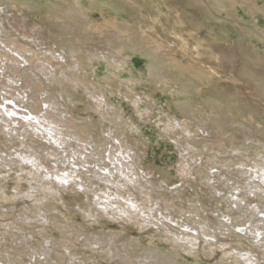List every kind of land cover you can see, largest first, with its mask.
Instances as JSON below:
<instances>
[{
	"label": "rangeland",
	"instance_id": "obj_1",
	"mask_svg": "<svg viewBox=\"0 0 264 264\" xmlns=\"http://www.w3.org/2000/svg\"><path fill=\"white\" fill-rule=\"evenodd\" d=\"M12 1L18 11L12 6H7L5 0H0V20H3L6 29L10 31V26L18 25L20 18L24 17L25 27L29 29L23 32L28 34L30 31H39V34L32 32L35 34L37 43L40 42L39 45L33 46L30 41H27L28 45L30 44L29 49L35 53L48 50L50 43L53 44L55 41L49 30L53 31L52 35L57 36L63 29L52 24L56 17L47 15L45 7H51L59 1ZM68 1L72 4V0ZM119 1L145 10L140 0ZM186 1L181 0L173 4L172 13L164 16L163 21V23L170 22L168 26L170 34H165L160 29L157 31L158 34L152 33L153 42L149 47L154 50L163 48L167 65L181 72L184 77L205 81L211 87L218 88L222 97L236 100L241 113H235V109L234 112L213 111L204 105L209 98V93L204 89H201V96L187 111L174 108V100L172 101L168 93L157 92L152 98L154 101L150 102L149 99H145L146 96L145 98L142 96V88L125 82L122 78L124 74L116 76L104 66L105 63L90 62L86 55L80 61L83 64L80 65L79 73L71 69L67 83L64 81L61 87L56 84L49 85L41 79L44 82L30 91L25 88L26 85L23 82L21 85L18 81L16 86L13 85L16 88L23 87L18 92V89L12 91L9 88L10 81L7 78H2L4 88H0L1 111H3V105H9L14 111L26 114L28 112L26 95L38 98V101L42 103L50 97L45 92L52 91L50 95L57 98L61 104L58 110L62 112L60 117H63L56 119L63 121L62 131L67 135L66 146L54 145L50 149V145L54 142L48 139L47 135L42 138L38 133L39 138L27 135L23 139L21 135L23 130L18 129L16 124L10 125L15 127L14 130L18 129V132L10 131L11 135H6L5 129L1 131L4 124L0 118V184L5 188L4 194L0 196V252L4 257L7 255L6 251L9 253L13 249V255L20 254L25 262H29L30 257L27 253L32 251L29 249L31 247L40 249L45 244L46 236L47 240L51 238L53 260L59 259L60 256L56 253L64 251L63 245L68 244L69 253L72 257L74 256L72 264H83V262H86L84 264H264V245L262 246L264 243L252 242L254 228L264 225L262 224L264 223V200L262 201V198L258 196L264 194L254 188L249 189L248 185L250 180L260 184L253 179L254 176L250 177L249 167L258 164L257 161L264 157V132H261L263 133L261 135L255 130L254 132L251 127L235 132L230 125L239 115H246V112H249L254 113L255 120L264 126V91L257 89L242 75L243 67L256 73L255 66L262 68L261 62L257 60L264 62V0H254L249 4L254 19L242 12L244 7L241 5L235 15L247 17L245 20L238 21L235 16L232 18L227 17L226 13L223 14L225 17L222 23L223 29L226 30L227 24L232 25L233 22L239 25L235 27L236 29L246 25L248 43L260 52V57L251 54L246 62H243L240 57L234 60L228 59L229 55L225 47H214L213 52L208 55L207 45L204 46L208 37L207 30L204 28L196 32L189 30L184 17L175 13V11L181 12L180 6H185ZM226 6L225 12L231 10L228 4ZM195 7L191 14L193 20L212 17L211 12H204ZM164 10L160 9V14H166ZM90 17L93 23L91 26L97 29V33L94 32L95 36L91 37V34L87 33L88 30L83 28V32L77 39L72 40L71 44L83 52L106 51V40L110 37L109 31L112 32V29L118 30V28L104 22L105 20L97 12H92ZM214 17L213 15V19ZM239 17L238 19L242 18ZM141 36L138 33L137 37ZM11 37L14 42L17 39L15 42L18 43L17 45L25 41L18 35ZM54 43L59 45L57 41ZM162 50H156L158 57L163 56ZM51 63L59 76L62 70H70L64 63L55 61ZM142 66V62L138 63L137 69ZM75 79L78 80V86L70 83ZM94 87H102L106 90L108 107L96 106L95 99L90 97L95 92ZM11 94L13 95L11 100H14L15 105L13 101H7ZM137 95L142 98V103L137 110L139 112L132 106V101ZM41 106L45 107L44 104ZM145 108L148 109V113L141 112ZM173 119L179 121V126L173 125L174 128L171 129L167 126V122ZM225 120L226 123H224ZM13 127L9 128L13 130ZM78 133L84 137L79 141L73 137ZM89 134L94 136L98 145H89L90 140L86 137ZM127 139L132 146V153L130 152L129 155L133 156L135 152L134 156L139 157L140 163L135 165L136 170L143 179L145 178L143 184L147 189L146 192L152 196L150 202L144 203L141 210L138 212L136 210L135 213L125 201L130 199L127 195L119 194L117 190H113L116 189L113 187L109 188L110 190L106 189L104 187L106 185L98 179V174L108 175L105 169V166H108L112 176L115 175L114 178L117 181L120 179L119 182L124 183V178H120L115 172L114 165L117 167L115 158L112 161L108 160V150L112 152ZM21 141L24 146H28L33 152L39 154L46 168H39L40 171L45 176L48 170L53 175L51 177L55 184L58 185L55 181L56 177L71 175L69 184H64L68 188L60 194L51 193L52 197L48 191H45L46 201L39 202L38 195L31 189L35 183L30 181L26 172V170H35L33 163L25 161L27 168L22 171L19 168L23 160L16 164L11 163L13 160H18L16 153L27 150L22 146L23 144L21 145ZM47 141H50V144ZM53 150L57 151L51 153ZM119 153L120 151L116 150L114 157L119 158ZM123 156L130 162L129 158L125 157V153ZM110 161L114 164L111 165ZM74 171H77L78 175ZM125 174L128 175L127 172ZM146 180L153 182L155 187L151 188L152 191L148 189ZM240 187L246 188V191L243 192ZM132 192L140 198L139 191L132 190ZM28 193H33L34 195H30L36 198L30 197ZM117 194L121 195L120 198ZM159 194L168 198L169 201L161 198ZM109 195L110 198H108ZM161 199L167 204L164 201L161 202ZM117 200L124 206L114 205L113 203L118 202ZM103 202L110 205L111 209L108 207L106 211H103V208L99 206ZM168 204L170 207L165 206ZM84 205H88V209H90L89 206L92 207V212L96 215L93 220L83 213ZM45 217L48 218V223L45 222ZM8 226L11 232L7 234ZM18 234L22 236L18 238ZM183 234L191 236L190 242ZM21 237L30 240L31 247L30 245L20 247ZM191 239H195L194 242ZM254 244L256 247H253ZM250 250L253 252L252 255ZM247 256L251 258V261L245 263ZM255 258L258 262H255ZM40 262L38 261V264ZM3 263L9 264L4 259L0 261V264Z\"/></svg>",
	"mask_w": 264,
	"mask_h": 264
},
{
	"label": "bare ground",
	"instance_id": "obj_2",
	"mask_svg": "<svg viewBox=\"0 0 264 264\" xmlns=\"http://www.w3.org/2000/svg\"><path fill=\"white\" fill-rule=\"evenodd\" d=\"M57 1H59V2L54 3L53 6L45 7V8H47L46 9L47 11H45V12L49 16H55L56 17L54 19V21H52V24L54 26H59L63 29V30H61L62 32L58 33L57 36L52 35L53 31L49 30V33L50 34L52 33L51 36H52L53 41L54 40L57 41L58 42L57 44H59L60 46L56 45V43H54L55 42L54 41L53 44L50 43V45H53V46L51 47L49 45V49L46 51H40L39 53H35L33 50L29 49L30 44L28 45L27 41H30V43L33 46L39 45L40 42L37 43V39L35 38V34H34V33L39 34V31H36V32L30 31V32H28V34L26 32H23V30L27 31V29H29V28L25 27L24 17L20 18V20H19L20 23H18V25L10 26V31H8L6 29V27L4 26L3 20L2 19L0 20V78H1L0 79V88L1 87L4 88V84H3L2 80L6 79V78H7V80L10 81L9 88L12 91H16L18 89L17 90L18 92H19V90H21V88H23L22 86H20L18 88L14 87L17 85L18 81L21 82V85L23 82V84L26 85L25 88H28L30 91L32 89L36 88L37 86H40V84H42L41 82H44V81H46V83H48L49 85L50 84H56L58 86L60 85V87H61L63 85L62 83L64 81L65 82L68 81V79L71 75V69H73L74 71H77V73H79V70L81 69L80 65L82 63L80 61H81L82 57H84V55H86L87 58L90 60V62L96 61L98 64L105 63L104 66L108 67L114 75L120 76L121 74H124L122 76V78H124L125 82H127V84H130L134 87L142 88L141 89L142 96L144 98L146 96L145 99H149L150 102L154 101V99H152V98H154V96L156 95L157 92L168 93L171 96L172 101L174 100L173 101L174 108L187 111V110H190L189 108L193 107L194 102L196 100H198L199 97L201 96V89H204L209 93V98H208L206 104H204V105L210 107L213 111L222 112L224 110H227V111L230 110V111L234 112V109H235L236 110L235 113H241L239 111V108H238L239 104L237 103L236 100L230 99V98L228 99L226 97L225 98L222 97L218 88L211 87L205 81L201 82V81H198V79L194 80V79H189V78L184 77L181 72H179L178 70H175L172 67H170L169 65H167L166 60H165V56H164V54H166V53H165V50L163 48H162L163 50L161 48H158L159 50H162V52H163V54H162L163 56L158 57V55H156V50H158V49L154 50V49L149 47V45L150 44L152 45V42H153L151 39L152 33L153 34L155 32L157 33V31L160 29L165 34H170V27H168V26H170L169 25L170 22L163 23L164 16H167V14H169V13L171 14V12H170L171 7L169 8L168 5H166V8H165L166 14H160V9H161L162 4L160 2L158 3L157 0H140L143 7L145 8L144 11L142 9L137 8V7L130 6V4L120 2L119 0H72L71 1L72 4L69 3L68 0H57ZM195 1L197 2V4H199L201 6L202 5L208 6V12H211V14H212V17H210V18L207 17L204 19L199 18V19H194V20L187 19V21L189 20L188 22H190L192 25H194V28L195 27L198 29L204 28L205 30H207L206 32L208 34V37L206 39L205 45H207V51L206 52L209 53L208 55H210L211 52H213V50L216 47H218V48L225 47V48H227L226 50H227V53L229 55L227 57H228V59H231V60L232 59L234 60V59H237V57H240V59L242 58L243 62H246L248 57L251 54H254L257 57H260V52L255 49V46L253 47V46H251L250 43H248L249 41L247 39L248 32L246 31L247 30L246 25L245 26L241 25V28L239 27L240 29H236L235 27H237L239 25H237L234 22L233 23L231 22L232 25L227 24L226 30H224L223 26H222V23H224L223 21L225 18L223 14H225V13H226L227 17L233 18L235 16L238 21L243 20V19L245 20L247 18V17H243L241 15H240V17L235 15V13L239 9V5L244 7V10L242 12H245L246 15L248 14V15H250V17H253L251 15L252 9L250 8L249 4L253 3L254 0H240V1H237V0H195ZM5 2H6L7 6H9V7L12 6V8L14 10L18 11V9L16 8V6L14 5L12 0H5ZM17 3H20V2H17ZM37 4H39V3H37ZM227 4L229 5L231 10H228V12H225ZM45 8H44V10H45ZM203 8H201V9H203ZM92 12H97L98 14H100L101 17L103 18V20H105L104 22H106L107 24H110V25L112 24L113 26H115V28H118V30L112 29V32L109 31L108 36H110V37H109V39L107 38V40H106V47H107L106 51H98V50H96V51H85L86 52L85 53L81 49H79L77 46H74L71 43H72V40L77 39L79 34H81L83 32V28H86V30H88L87 33H90L91 37L95 33H97V31H96L97 29H93V27L91 26V24H93L90 20V18H91L90 14ZM20 13H23V12H20ZM252 14H253V12H252ZM213 15L215 16L214 19H213ZM238 17L239 18L242 17V18L238 19ZM259 17L261 18V16H259ZM196 18H197V15H196ZM184 19H186V17ZM253 19H254V17H253ZM26 24H27V22H26ZM184 24L186 25L185 22H184ZM192 31H194V30H192ZM32 32H34V33H32ZM138 33H140L142 35L140 38L137 37ZM14 35H18V37L20 36V38L25 40V41H23V43H21L20 45H17L18 43L17 44L15 43L17 41V39L15 40V42L13 41V39H11L12 38L11 36H14ZM243 45H244V47H243ZM24 47H26V48H24ZM51 61H55L56 63H59V62L64 63V65H66L70 70H68V71L62 70V72L60 73V76H59L56 73V71L54 70ZM101 61H104V62H101ZM140 62H142L143 66H142V68L137 69L138 63H140ZM257 62H261L260 65L262 66V68H260L259 66H255L256 73H253L247 67H243L244 71H243L242 75H244L243 77L245 79H248L257 89L264 91V62L260 59L257 60ZM52 68H53V70H52ZM41 79H43L44 81H41ZM77 82H78V80H76V79L70 81V83L71 84L73 83L75 86H78ZM74 85H73V87H74ZM125 86H127V85H125ZM134 87H132V88H134ZM75 88H77V87H75ZM45 93H47L48 97L49 96L50 97L48 99H45L44 101H42V103L38 101V98H32V97H29V95H26V101L25 102H27L26 104H28V107H26L28 109V112L26 114H24L22 112L14 111L13 108L11 109L9 105H3V108H2L3 111H1V109H0L1 122H3V124H4V125H2L3 128H1V131H2V129L3 130L5 129L4 130L6 132L5 134L9 136L10 131L11 132L15 131L17 133L18 129H20V130L22 129L23 134H21V135L23 136V139L27 135H29L30 137L39 138V136H38V133H39L42 136V138H44V136L47 135L48 139H51L54 142L53 145L52 144L50 145V149H52V146H54V145L61 146V147H63V145L66 146L65 137L67 135L64 134V132L62 131V127H64V124L62 126L63 121H58L56 119V118H58V119L63 118V117H60L62 112H60L58 110V108L61 107V104L57 101V98L55 99V97L53 95H50L48 90ZM12 96L13 95L11 94L10 98L7 99V101L11 100ZM90 97L95 99L96 106H98V107H108L109 106V102H108V99L106 97V90L102 87L95 88V92L92 93L90 95ZM141 99L142 98L139 95H137L136 99L134 101H132V106L136 111L139 110L140 104L142 103ZM11 101H13V103L15 105L14 100L12 99ZM42 104L45 105L44 108L41 106ZM0 106H2L1 103H0ZM137 112H139V111H137ZM141 112L148 113V109L145 108ZM56 113H58V114H56ZM27 114L29 115V117H27L28 116ZM253 114L246 112V115H242V114L239 115L237 118L234 119L233 122L230 123L231 129H234L235 132H238L240 129L245 130L246 127H251V128H253V131L255 130L256 132H258L260 134H261V132H264V126L260 125V123L257 122V120H255L256 118H255V115H253ZM245 116H246V118H245ZM178 122L179 121H177V119L176 120L175 119L169 120L167 122V126L171 129H173L174 127L179 126ZM222 122H224V121H222ZM11 123L16 124L19 128L17 130L16 129L14 130L15 127L11 126L10 125ZM224 123H226V120ZM175 124H177V125L175 126ZM173 125H174V127H173ZM234 125L237 128L234 127ZM9 127H13V130L10 129ZM3 134H4V132H3ZM68 136H69V134H68ZM10 137H12V136H10ZM73 137H75V139H77L78 141L80 139L84 138L83 135H80L79 133L73 135ZM86 137L89 138V140H90L89 145H92V144L98 145V143H96L97 141L95 140L94 136H92V134H89ZM22 141H21V145L23 144ZM47 143L50 144V141H47ZM122 144L120 143L118 145V147L113 150L114 152L112 151L113 153L110 150H108V160L112 161V159L115 158L116 163H117V167L114 165V169L116 170L115 172H116V174H119L120 178L121 177L124 178L123 179L124 183H120L119 182L120 179H119V181H117L114 178L115 175L112 176V171L109 170L108 166H105V169L108 171V175H106V173L104 175L101 174L102 176H100L98 174V176H99L98 179L100 182H102L106 185V186H104L106 189L113 187V188H116L113 190H117V192L119 194L127 195L130 199L125 200V201L129 203L128 206L131 207L132 212L135 213L136 210H137V212H138V210H141V206L144 203L146 204L147 202H150L152 196L150 193L146 192L147 189L145 188V186L143 184L145 178L143 179V177H141L137 173L135 165L140 163L139 157L134 156L135 152L132 154L133 156L129 155L130 152L132 153V150H131L132 146L129 145L128 139H127V141H124V143H122ZM22 146H24V144ZM4 147L7 149L6 145H4ZM24 148L27 150H24V151L22 150L19 152V154L16 153L18 156V160H13V161H11V163L16 164V163H19L20 161L23 160V164H21V166H20L21 168H19L20 171L27 168L25 161L33 163V166H35V170H33V171L32 170H26V172H27V175L30 177V181L31 182L34 181V183H35L31 187V189L33 190L32 192L35 191L36 192L35 194H37L40 197L39 198L36 195L39 202L46 201V199H47L46 195L47 194H45V191H48L49 195L51 193L60 194L61 191H64V189L68 188V186L65 187L64 184H66V185L69 184V182L71 181L70 178L72 177L71 175L67 174L64 177H59V176L56 177L55 181H56V183H58V185H59L58 186L52 180L51 176H53V175L48 170H46L45 176L40 171L39 168L43 169V168H45V166H43L44 164H42V160L40 159L39 154L33 152V150L31 148H29L28 146H24ZM57 148H60V147H57ZM186 149L189 150V148H186ZM57 150H55V151L53 150V151H51V153H54ZM106 150H104V152ZM116 150L120 151L119 158L114 157V153ZM123 153H125V155H126L125 157L129 158L130 162L125 160ZM89 154H91V153H89ZM259 154H261V153H259ZM53 156H55V155H53ZM76 160H78V159H76ZM86 161H88V160H86ZM111 161H110V163H111ZM257 162H258V164L254 165L253 167H249L250 168V174H251L250 177L254 176L253 179L257 180L258 183H260V184L259 185L255 184V182H252V180H250L248 185H249V189L254 188L255 190H259L264 194V157L259 159ZM112 164H114V163L112 162L111 165ZM242 167H243V165H242ZM246 167H248V166L246 165ZM74 172H75V174L78 175L77 171H74ZM125 172H127L128 175H126ZM245 172H247V171H245ZM94 175H96V174H94ZM117 177H118V175H117ZM148 180H150V179H148ZM63 181H64V183H62ZM145 183L149 186L148 189H150V191H152V189H151L152 187H155L153 185V182L146 180ZM30 185L31 184H29V186ZM240 189L243 192L246 191V188H244V187H240ZM132 190L135 192H136V190L139 191L140 192L139 193L140 198L137 197L136 194L132 192ZM125 191H127V192L125 193ZM4 192H5V188H3L0 184V196H1V194H4ZM117 192L115 191V193H117ZM30 194H33V193H30ZM30 194L28 193V195H30ZM176 194H177V192H176ZM33 195H30V197L32 196L34 198L35 196H33ZM50 196L52 197V195H50ZM117 196H118V194H117ZM120 196H118V198H120ZM258 196H260V198H262V201L264 200V195H258ZM15 197H16V195H15ZM27 197L29 198V196H27ZM108 198H110V195L108 196ZM158 198H159V196H158ZM161 198L166 199L167 202L169 201V199L164 197V196H161ZM153 199H154V197H153ZM171 199H173V198H171ZM87 200H88V198H87ZM157 200H160V199H157ZM162 201H164V200L161 199V202ZM106 202H105V204L103 202V204L99 205L103 208V211H106V209L110 206V205L106 204ZM167 202H165V203L167 204ZM180 202H182V201H180ZM108 203L110 204V202H108ZM171 203L173 204L174 202L172 201ZM235 203L236 202H234V204ZM113 204L117 205L118 207L124 206L119 201L118 202L115 201ZM165 206L170 207L169 204L165 205ZM180 206H182V205L180 204ZM87 207H88V205L83 206V209H82L83 213L88 215L86 217H88V218L90 217L93 220L96 217V215L93 214V212H92L93 209L91 206H89L90 209H88ZM100 208H98V209H100ZM37 209L40 211L39 208H37ZM176 209H178V208H176ZM28 211H30L29 208H28ZM108 211H110V210H108ZM86 212H88V213H86ZM111 212H113V211H111ZM44 215H43V217H44ZM35 216H37V215H35ZM28 217H30V216H28ZM23 219H26V218H23ZM45 219H44L45 222L48 223V218L45 217ZM35 220H36V218H35ZM263 221H264V219H263ZM21 222H22V220H21ZM38 222H40V221L38 220ZM262 224H264V223H262ZM14 226L16 227L15 224H14ZM15 227H13L14 230H15ZM7 228H8V230L6 233L8 234L9 232H11L10 231L11 229L9 228V226ZM238 229H240V228H238ZM74 230H76V229H74ZM82 230H84V229H82ZM263 231H264V225H262L261 227L257 226L256 228H254V231H253L254 237L252 238L253 243H255V244H258V243L260 244L262 242L264 243V232ZM20 232H22V231H20ZM257 234H259V235H257ZM20 236H22V235L20 234L18 238H20ZM184 236H185L186 240H189L191 238V236H188L186 234ZM16 237H17V235H16ZM18 238H17V240H19ZM44 239H45V244L43 246H41V248L39 247L40 249H38V248L34 249L33 247H31V245L29 244L30 240H28L24 237H21V240H19L20 241V247L24 248V247H27L29 245L31 247L29 250H32V251L28 252V253L26 252L28 254V256L30 257L29 262H25L22 259V256L20 254L16 253L17 255L16 254L13 255L12 254V253H14L13 249L11 250L12 252H9V253H8V251H6L7 255L5 257L0 252V261L1 260L3 261V259H4L9 264H38V261H41L39 264H72V263H74L72 260L74 256L72 257V255L69 253L68 244H66L67 246L63 245L64 248L62 250H64V251H62L60 253H56L57 255L60 256V257L58 256L59 259L57 260L58 261L57 262V261L53 260V258H52V254L54 252L52 253L53 249L50 247V245L52 243V242H50L51 238H50V240H47L46 236H45ZM194 240L195 239H191V241H193V242H194ZM189 242H190V240H189ZM255 244L253 247H256ZM90 245L91 244H89V246ZM263 245L264 244H262V246ZM70 246H72V245H70ZM259 246L260 245H258V247ZM260 249H262V248H260ZM252 250H250V252H252ZM250 252H246V253H250ZM250 254L252 255L253 252ZM263 255H264V253H263ZM242 257H243V255H242ZM245 260H246L245 261V263H246L247 261L248 262L251 261V258L247 256ZM237 261H238V259H237ZM255 262H258L257 258H255ZM84 263H86V262H83V264Z\"/></svg>",
	"mask_w": 264,
	"mask_h": 264
},
{
	"label": "crops",
	"instance_id": "obj_3",
	"mask_svg": "<svg viewBox=\"0 0 264 264\" xmlns=\"http://www.w3.org/2000/svg\"><path fill=\"white\" fill-rule=\"evenodd\" d=\"M158 1V3L160 2L161 4H162V6H161V9L162 10H164L165 8H166V5H168L169 6V8H170V12L172 13V9H173V4H176L177 2L179 3L181 0H157ZM187 2V4L185 5V6H180V13L179 12H177V11H175V13L176 14H179V16L181 15V16H183L184 18L186 17V19H185V22L187 23V25H189V30H194V31H200V29H198V28H194V25H192L190 22H188L190 19L191 20H193L192 19V17H191V14H192V11L194 12V7L195 6H197V7H195V8H198V9H200L201 11H204V12H208V6H206V5H199V4H197V2L195 1V0H187L186 1ZM204 7V8H203ZM187 8V9H186ZM201 8H203V9H201ZM165 11V10H164ZM184 11V12H183ZM170 14V13H169ZM184 14V15H183ZM187 19H189L188 21H187ZM191 24V25H190ZM192 26V27H191ZM191 28V29H190ZM204 46H206V45H204ZM206 48H207V46H206Z\"/></svg>",
	"mask_w": 264,
	"mask_h": 264
}]
</instances>
